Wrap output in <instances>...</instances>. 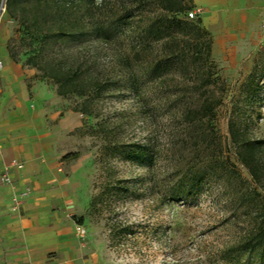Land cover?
<instances>
[{"label":"rangeland","instance_id":"374dc122","mask_svg":"<svg viewBox=\"0 0 264 264\" xmlns=\"http://www.w3.org/2000/svg\"><path fill=\"white\" fill-rule=\"evenodd\" d=\"M148 4L16 0L10 14L5 1L1 19L16 63L64 121L95 264H264V249L237 247L264 202V27L229 43L211 37L208 61L194 56L184 27L146 32L161 14ZM56 82L69 93L58 95ZM206 99L213 117L199 112ZM230 128L261 142L257 182ZM210 162L217 174L178 190Z\"/></svg>","mask_w":264,"mask_h":264},{"label":"crops","instance_id":"0c3cea01","mask_svg":"<svg viewBox=\"0 0 264 264\" xmlns=\"http://www.w3.org/2000/svg\"><path fill=\"white\" fill-rule=\"evenodd\" d=\"M214 43L264 27V0H193ZM2 19V18H1ZM0 21V264H95L80 207V177L64 160V124L34 73L14 62ZM12 161L9 182L3 169Z\"/></svg>","mask_w":264,"mask_h":264},{"label":"trees","instance_id":"16d2710c","mask_svg":"<svg viewBox=\"0 0 264 264\" xmlns=\"http://www.w3.org/2000/svg\"><path fill=\"white\" fill-rule=\"evenodd\" d=\"M16 0H6L8 13L11 14V6L15 3ZM146 5L150 2L157 3V7L161 11L159 17L151 20L147 27L145 28L146 32H150L156 35L162 36L164 31H173L179 30L180 27H184L187 29V36L193 37L194 39V56L201 57L204 56L205 60L210 59L211 57V47L212 41L210 34L201 26L200 18H196L195 20H190L187 18V14L194 8L193 0H142ZM149 5V4H148ZM126 13L128 11H125ZM183 16V17H182ZM185 16V17H184ZM123 17L118 16V20H121ZM132 17L127 18L130 20ZM8 54L10 58L17 62L16 56L10 51L7 47ZM28 61V60H27ZM53 79L54 78L52 76ZM58 83V95L63 96L69 91L63 90V85L60 82ZM215 105V104H214ZM200 114H206L209 117H213L214 114V106L213 104L206 99L205 102H202L199 108ZM188 114V113H187ZM230 135L232 142L236 146V154L240 163L247 169L250 176L257 182L258 181V172H259V159L257 154L261 149V142H251L249 140H244L241 138V134L239 131L234 132L232 128H230ZM220 170L217 167H214L213 162H210V165L205 171V173L201 174L199 177V181H195V183H187L184 184L183 180H180L178 190L184 193V188H189V191H192L195 187H197L205 176L217 174V171ZM186 177V176H185ZM192 182V180L190 181ZM248 198L250 201L248 204L249 208L254 207L252 205L253 199ZM255 208L257 209L258 217L254 219L253 228L248 232L244 240L238 244L237 247L244 249L247 252H257L259 250L264 249V202H262L261 206L255 204ZM236 247V248H237Z\"/></svg>","mask_w":264,"mask_h":264},{"label":"built area","instance_id":"2783aa9c","mask_svg":"<svg viewBox=\"0 0 264 264\" xmlns=\"http://www.w3.org/2000/svg\"><path fill=\"white\" fill-rule=\"evenodd\" d=\"M5 1L6 0H0V21H1V18L2 16L4 15L5 13ZM199 14V10H195V11H192V12H189L188 13V17L190 19H194L198 16ZM0 69H1V63H0ZM10 168H14L16 170H20L22 169V164L19 163V162H16V161H12L8 166H5L4 169H3V175H2V180L4 182H9L10 179L7 175V172ZM76 231L79 235L80 238H83L85 235H86V229L83 225H77L76 226Z\"/></svg>","mask_w":264,"mask_h":264}]
</instances>
